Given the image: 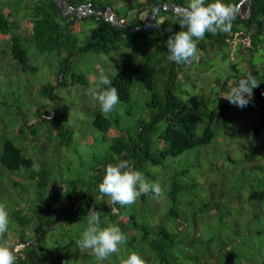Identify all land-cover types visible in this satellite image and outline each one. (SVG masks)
<instances>
[{"label": "trees", "instance_id": "trees-1", "mask_svg": "<svg viewBox=\"0 0 264 264\" xmlns=\"http://www.w3.org/2000/svg\"><path fill=\"white\" fill-rule=\"evenodd\" d=\"M1 1L2 8L8 10L7 15L0 11V34L8 37H4L5 57L9 55L18 62L22 71H27L32 69L29 65L30 51L36 49L37 56L55 52V56L61 57L56 85L61 88L87 85L84 74L69 72V65L77 54L109 55L118 44L133 49L136 43L144 42L138 41L139 39L152 35L156 29L162 32L161 41L164 42L160 44L156 41L145 60L127 64L120 74L111 79L112 86L117 89L119 95L118 105L124 110L125 115H130V124L124 125L118 112L114 118L112 113L104 115L101 109L90 112L91 127L100 135L93 131L92 142L87 138H83L82 141L86 146L100 145L102 152H84L89 162L86 168L87 185L72 186L71 183L64 187L61 181L51 179L49 171L41 167L38 172L26 174L30 181L16 180L20 184L31 181L36 184V192L31 201L20 198L17 200L12 195L11 187L6 190V199L0 202V205H3L9 214V224L7 232L0 237V244L6 243L10 247L15 264H65L68 261L71 264H119V258L126 257L131 252L139 254L146 264H243L244 262H238L239 258L237 262L231 259L233 255L238 256L229 248L231 244L234 245L232 242L236 237L229 231L232 226L226 224L234 220L226 219L228 212L224 214L221 205L216 201L217 197L224 199L223 194L216 188L215 181L210 180L216 171H221L220 175L224 176V170L230 171L232 167L227 169L226 163L218 164L209 160L207 166L211 168L209 172L205 174L203 170L200 176H193L188 182L180 178L190 170L187 169V165L173 175H168L167 170L171 166L177 167L181 160L179 157L186 151L209 145L214 139L217 140L219 135L225 139L235 137L237 132L232 128L234 123L232 111L238 114L243 111L256 114L259 124L253 127L252 136L257 140L260 138L264 129V0H223L225 4L235 6L236 10L241 2L245 10L249 5V15L235 19L229 33L218 32L216 35L206 33L204 39L196 41L198 51L195 58L190 63L183 64L168 60L166 40L173 33L183 30L178 24L180 17L170 10H157L152 28L147 34H142L140 31L131 33L114 27L105 19V15L89 13L78 19L73 12L68 13L67 19H64L55 0ZM114 1L64 0V3L74 10L86 5H89L92 11L110 7L116 18L132 27L146 24L155 11V6L165 4L186 7L189 3V0H131V6L118 11ZM212 2L213 0H205V6ZM247 2L249 4H246ZM22 20L26 24L22 23ZM84 20L94 22L95 27L91 29L84 44L78 45L76 35L82 31L73 32L70 22L78 23ZM78 26L82 29L81 24L78 23ZM235 35L241 39L248 37L250 45L244 47L239 42L234 47V54L238 55L237 63H231V73L223 81L219 76L212 80L215 95H219L220 90L223 93L230 91L227 88L230 78L236 82L246 78L248 73L256 77L260 84L253 89L248 106L238 108L223 98L217 108H208L209 112L205 116L207 122L204 123L197 116L201 103L197 97H189L190 80L202 78L205 68L213 66L210 61L212 58L216 57L217 60V56H220V60L218 59L220 63L228 62L232 50L231 42ZM260 47H263V54L259 55V60L256 61L255 57ZM31 56L35 57L32 54ZM210 69L212 68H208ZM67 74H72L69 82L65 79ZM137 85L151 94L147 107L153 110V114L148 119L132 118V90H137ZM107 87L104 85L103 90ZM48 90L50 87H43L40 92L43 94ZM194 93L199 97L196 91ZM51 114V119L45 118ZM64 115L56 110L38 113L36 115L38 124L45 123L47 126H38L32 122L23 124L24 126H20L19 129L15 128L16 137L20 139L19 144L29 140L38 141V131L42 126L44 135H48L50 130L52 136L63 138L64 132L62 130L54 132L49 128V124L60 121ZM1 130L8 135V130H4L3 126ZM112 130L117 131V134L111 135ZM4 137L6 135L0 134V138ZM65 140L70 144L69 137ZM26 149L27 147L15 145L12 139L4 138L0 147V173L6 171L15 173L20 172L21 168L32 167L33 160L23 154V150ZM197 153L200 161L198 162L197 158L195 162L197 165L189 164L195 169L200 168L201 161L206 160V153H201V150ZM77 154L79 157L82 155L81 152ZM202 154L205 160L202 159ZM227 159L230 160L229 157ZM119 160L131 161L133 169L142 173L149 183L160 184L159 179L163 178L166 187L162 189L168 207L158 224L152 225L147 221L150 212L147 201L152 192L142 194L131 205L122 206L114 205L109 196L99 191L98 185L102 181L106 165L116 164ZM154 168L160 170L154 173L152 171ZM16 177L19 178L20 174L18 173ZM243 179V183H250V179L246 177ZM201 183L207 187L205 197L194 191L197 184ZM243 183L232 193L234 196H239L243 200L245 196L246 200H264V189H254L253 192L247 193ZM14 185L16 186L17 182ZM11 195L13 202L10 201ZM35 200L36 204L33 202ZM89 209L101 213V227L116 225L127 238L126 244L120 246V251L109 256L107 260H98L91 250L77 247V241L88 226ZM206 222L210 223L213 229L207 231V235L204 236L201 234V224ZM258 222V227L255 228L257 233L261 230ZM261 223L264 227V220H261ZM232 225L241 234L240 228ZM17 245L20 249L15 250ZM249 264H264V249L262 260L253 258Z\"/></svg>", "mask_w": 264, "mask_h": 264}, {"label": "rangeland", "instance_id": "rangeland-1", "mask_svg": "<svg viewBox=\"0 0 264 264\" xmlns=\"http://www.w3.org/2000/svg\"><path fill=\"white\" fill-rule=\"evenodd\" d=\"M29 1V0H28ZM139 1V0H137ZM115 8L118 11H123L131 6V0H115ZM0 4L3 2L0 0ZM246 4H249L248 2ZM245 10L243 9V4L239 3L237 7L238 14L240 17L245 18L249 15V5ZM0 11L4 15L8 14V10L2 8L0 5ZM67 11V10H66ZM112 12L114 13L113 9ZM115 14V13H114ZM76 17L81 18L82 15L79 13L75 14ZM131 16V15H129ZM25 23V21H21ZM81 24L82 29L78 26ZM72 25L73 32L77 33L82 31L79 35H76L78 45L84 44L85 40L90 34L92 28L95 27L94 22L90 20H84L82 22L78 21ZM148 23V20L146 21ZM163 34L160 29L145 38H141L138 41L140 44L136 43L133 49H129L122 44L116 45L109 55L104 54H77L69 65V72L72 74H84L87 85L80 86L74 85L67 88H61L56 86L58 74V63L59 59L56 53L48 52L45 54H35L36 49L30 51L29 54V65L32 69L27 71H22L18 62L9 55L5 57L3 52L5 45V38H8L0 34V134L6 135L4 138H10L15 145L27 147L26 151L23 150V154L33 160L32 167L21 168L20 172L11 173L9 171L0 173V202L5 201L6 190L11 187L12 195L22 200L28 199L29 201L34 198V192H36V184L27 182V184H20L17 179L22 181H30L26 178V174L30 175L34 172H38L40 169L44 168L49 171L51 179H57L63 183L64 187L72 183L75 184H85L87 185L88 173L86 168L89 164L86 154L84 152H95L99 153L101 151V146L95 144L94 146L87 145L82 141L83 138H87L92 142L94 138V133L100 135V133L91 127L92 117L90 112H95L100 110V106L93 98L88 95L90 89H95L97 91H102L104 85L100 81L101 73L106 75L109 79L120 74L123 68L129 63H137L146 59L151 50L152 45L155 42H160L164 44L162 40ZM5 37V38H4ZM248 37L241 39L235 35L232 43V50L228 62L224 64L219 62L220 56L212 58L210 61L213 66L206 67L202 78H193L188 88L191 90L189 92V97H197V100L201 103L200 108H198V119L204 123L207 122L208 108H217L219 103L223 100L226 93L219 91V95H215L216 90L213 88L214 84L212 80L216 77H220L223 81L231 73L230 65L231 63H237V56L234 54V47L240 42L244 47L250 45L246 44ZM137 41V42H138ZM147 46V47H146ZM147 48V50H146ZM258 50L255 60H259V55L263 54V47ZM35 55V57L31 56ZM209 57H212L209 55ZM216 62L214 63V61ZM208 68H212L208 70ZM243 68L245 66L243 65ZM72 74H67L65 79L67 82L71 80ZM210 82V84H209ZM235 81L232 78L228 81L227 88L231 89L234 86ZM206 84V85H205ZM43 87H50L47 92H40ZM137 90H132L133 98V120L137 119H148L152 114L153 110L147 107V103L150 102L151 94L145 91L139 85L136 86ZM141 90H139V88ZM13 89L15 92L12 93ZM212 89V91H211ZM202 90V91H201ZM198 96H195L196 94ZM137 92V94H136ZM45 93V94H44ZM58 113L65 114L60 121H56L54 124H49V128L53 129L54 132L62 130L64 132L63 138H56L52 136L49 130L48 135L43 134L45 123L37 122L36 115L40 112L54 111ZM120 114L121 120L124 125L130 124V115H125L124 110L117 104L114 107L112 113L113 117H117L116 113ZM232 116L234 123H232V128L236 129L237 134L235 137L226 138L219 135L217 140H213L209 145L204 147H197L195 149L186 151L177 163V167H169L167 170L168 175H173L175 172L182 170L184 166H188L190 169L186 174L180 176L184 182L190 181V179L196 175L208 173L211 169L207 168L209 160L212 162H217L218 164L223 163L227 165V169L232 167L231 170H224V176L220 175L221 171H216L214 175L211 176L210 180L215 181L216 188H218L223 194L224 199L217 197L216 201L221 205L224 214H226V219L234 220L230 224L232 227L229 228L231 233H234L236 240L232 242L234 245H230L229 248L234 251L238 256H234L232 261L238 260L244 262L243 264H249L253 258L257 260H262V241H264V227H262L261 220H264V200L252 201L247 199H241L239 196H234L232 193L236 192L238 187H240L244 181L243 178L250 179V183L244 182L243 185L246 188L247 193H251L256 190L264 189V129L261 133L260 138L257 140L252 136V129L254 126L259 124V118L256 114L243 111L240 114L232 111ZM46 119H51L50 116H46ZM36 121V122H35ZM37 124L40 127L37 137V141H25L19 144L20 139L16 137L15 128L19 129L20 126H24L25 123ZM121 122V125H123ZM1 126L4 130H8V135L4 134L1 130ZM26 129V127H23ZM27 133V132H26ZM117 134V131H111V135ZM16 139H13L15 138ZM70 138V144H67L66 138ZM4 138H0V147ZM107 143V142H106ZM201 153H206V160L203 159L202 154L200 168L195 169L193 166H189L190 163L200 161L198 156V151ZM77 152H81L82 155L79 157ZM183 157V158H182ZM186 157V158H185ZM230 158V160L227 159ZM170 161V160H169ZM171 162V161H170ZM42 167V168H41ZM158 169H153L154 173H157ZM215 171V170H214ZM20 174L17 178L16 175ZM221 178H224L222 180ZM26 179V180H25ZM17 182L15 186L14 183ZM160 185L165 189L166 185L163 178L159 179ZM202 182V181H201ZM192 184V183H191ZM28 186V187H27ZM27 187V189H26ZM204 187V189H202ZM196 192H200L202 197L207 195V187L203 183L197 184ZM11 195L10 201L13 202V196ZM216 198V197H215ZM8 200V199H7ZM36 204V200L33 201ZM150 207V212L147 221L152 225L158 224L159 220L165 214L168 202L165 195L163 197H156L154 194L148 197L147 201ZM238 216V217H236ZM237 218V219H236ZM259 219V220H258ZM260 222H258V221ZM260 225V232H256L257 225ZM237 225L240 228L239 234L233 225ZM213 226L210 223L201 224V234L207 235ZM225 237V232L224 236ZM20 249V246H15V250ZM215 251L217 249H214ZM241 256V257H239ZM220 258V257H217Z\"/></svg>", "mask_w": 264, "mask_h": 264}, {"label": "clouds", "instance_id": "clouds-1", "mask_svg": "<svg viewBox=\"0 0 264 264\" xmlns=\"http://www.w3.org/2000/svg\"><path fill=\"white\" fill-rule=\"evenodd\" d=\"M177 14L180 17L178 24L183 30L169 36L165 46L169 53L168 60L183 64L190 63L195 58L198 51L196 41L204 39L206 33L216 35L218 32L231 31L236 19V8L225 4L223 0H213L206 6L205 0H189L187 6L180 8ZM100 81L108 87L102 91L90 89L88 95L98 103L102 113L107 115L114 110L120 99L111 79L101 73ZM259 84L256 77L248 73L246 78L234 83L224 99L238 108H244L250 103L253 89ZM98 188L102 194L110 197L114 205L122 206L133 204L139 196L149 192L156 197L165 195L159 183L146 181L143 174L135 171L132 162L127 160L107 164ZM87 216L88 226L77 241V247L91 250L98 260H107L109 256L120 251V246L126 244L127 238L116 225L101 227L100 212L89 209ZM8 224L9 214L5 207L0 205V237L7 232ZM0 264H15V257L6 243L0 244ZM119 264H146V261L139 254L131 252L126 257L119 258Z\"/></svg>", "mask_w": 264, "mask_h": 264}, {"label": "water", "instance_id": "water-1", "mask_svg": "<svg viewBox=\"0 0 264 264\" xmlns=\"http://www.w3.org/2000/svg\"><path fill=\"white\" fill-rule=\"evenodd\" d=\"M55 1L57 2L58 8H59L61 14L63 15L64 19H67V14H68L67 9L72 11V9H70L71 7L67 4H64V0H55ZM243 1H245V0H243ZM86 6L90 7L89 5H86ZM84 7L85 6H80V7L76 8L77 12L82 11V9ZM180 8H182V7L174 6V5H165V4H163L162 6H155V11L153 12L151 17L149 18L148 23L142 24L138 27H132L129 24H125L118 19H114V14H112V9L110 7H101V8H98L96 10H93V11L89 9L88 13H94V14H97L99 16L106 14L110 18L109 21L112 23V25L114 27L124 29L128 32H131V33H134L136 31H140L142 34H147L153 26V23H154L153 19L155 18L154 15L156 14L157 10H170L174 13H178ZM239 18H242V17H240V15L238 14V11L236 10V19H239ZM70 23H71V25L74 24L73 21H71Z\"/></svg>", "mask_w": 264, "mask_h": 264}, {"label": "built area", "instance_id": "built-area-1", "mask_svg": "<svg viewBox=\"0 0 264 264\" xmlns=\"http://www.w3.org/2000/svg\"><path fill=\"white\" fill-rule=\"evenodd\" d=\"M70 9H72V8H70ZM67 10H68V13H73V12H75L76 14L79 13V15H82V16H87V15L89 14V13H88V11H89V7H87V6H85V7L82 9V11H80V12H79V11L77 12L76 9H75V10L72 9V11L69 10V9H67ZM105 19L109 21L110 18L105 14ZM114 19H117V18L114 17ZM120 21H121V22H124L123 20H120ZM245 40H246V44L249 45V43H250V42H249V39H245Z\"/></svg>", "mask_w": 264, "mask_h": 264}]
</instances>
